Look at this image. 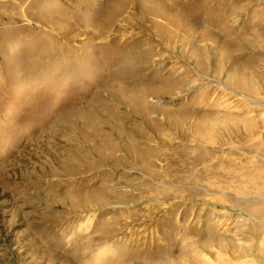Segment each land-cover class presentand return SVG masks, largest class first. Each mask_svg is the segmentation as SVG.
Segmentation results:
<instances>
[{
  "label": "rangeland",
  "instance_id": "374dc122",
  "mask_svg": "<svg viewBox=\"0 0 264 264\" xmlns=\"http://www.w3.org/2000/svg\"><path fill=\"white\" fill-rule=\"evenodd\" d=\"M157 2L0 0V264L264 258V0Z\"/></svg>",
  "mask_w": 264,
  "mask_h": 264
},
{
  "label": "bare ground",
  "instance_id": "6f19581e",
  "mask_svg": "<svg viewBox=\"0 0 264 264\" xmlns=\"http://www.w3.org/2000/svg\"><path fill=\"white\" fill-rule=\"evenodd\" d=\"M139 1V0H138ZM160 0H150V8L148 9L149 13L151 14V18L153 16L155 17H160L161 21L158 22V24L160 26H168L171 25L170 21L173 19L175 20L173 17L172 19L169 17L168 14H170L169 12L171 11L170 8L166 7L165 5H162L160 2H157ZM147 2V1H146ZM163 2V1H162ZM171 3V2H170ZM175 5L173 6V4L171 3V6L175 7L178 5L177 1H175ZM149 4V5H150ZM124 5V4H123ZM189 9V8H188ZM129 16V15H128ZM149 18V17H148ZM171 19V20H170ZM170 20V21H169ZM174 24H176L177 27H181L183 29V34L181 35L182 38H180L182 40L183 43L187 44V42H192L193 44H196L197 47L203 49V51L200 52V50L198 51V48H195L193 51V55H195L196 57V64L197 66L203 70L205 68V64H204V55H205V51L207 50V48H209L210 44L207 43V39H212L214 40V36L210 35L207 31L203 30L199 35H196L195 32L193 33L192 30L194 31V29H192V27L190 25H188L187 23L183 24L181 21H173ZM157 23V22H156ZM173 24V23H172ZM172 26V25H171ZM174 26V25H173ZM172 26V27H173ZM166 28V27H165ZM178 30V29H177ZM180 30V29H179ZM176 32V31H175ZM174 34V33H173ZM176 34V33H175ZM174 38V35H173ZM156 40V39H155ZM197 42V43H195ZM130 43V42H129ZM144 43V42H143ZM148 43V42H147ZM145 49V47H144ZM148 51V50H146ZM140 52V51H139ZM149 54L153 55L155 53V51L149 49ZM131 53V52H130ZM149 54H145L143 55V58L141 60L142 64L146 65L144 67H148L149 64H146L147 60L149 59L150 55ZM132 57V56H131ZM137 58V57H136ZM135 58V60H136ZM141 58V57H140ZM155 58V57H154ZM132 60V59H131ZM138 60V59H137ZM131 62V61H130ZM138 62V61H137ZM148 63V62H147ZM119 66V65H118ZM140 66V65H139ZM121 67V66H120ZM136 67V66H135ZM222 67H218L219 71ZM136 69V68H135ZM139 69V68H138ZM123 76V75H122ZM121 76V77H122ZM128 76V75H127ZM126 76V77H127ZM120 77V76H119ZM121 79V78H120ZM143 82V81H142ZM130 90V89H129ZM128 90V91H129ZM99 91V90H98ZM115 91V90H113ZM130 92V91H129ZM101 93V92H100ZM134 93V92H133ZM129 94V100L131 103V110L133 115H139L141 109L144 110L147 106L145 105V94L146 92L143 90H137L136 93L137 94ZM105 94H103L104 96ZM127 96V95H126ZM147 96V95H146ZM117 98V97H116ZM127 98V97H126ZM117 104L121 105L123 104L122 101H118ZM135 105V106H133ZM130 113V112H129ZM143 113V112H142ZM132 115V114H131ZM141 115V114H140ZM147 120V119H146ZM199 126V125H198ZM200 127V126H199ZM179 130V128H177ZM200 129V128H199ZM132 147V146H131ZM126 148V147H125ZM127 151V149H125ZM105 151V150H104ZM115 151V146L114 145H110L109 149H108V153L113 154ZM125 152V151H124ZM128 154H130L131 158H136L135 156H137L139 154V152L137 150H135L133 148V150H131L130 148H128ZM107 154V153H106ZM82 155V154H81ZM114 157V156H113ZM102 160L103 156H101ZM111 158V157H110ZM28 184V183H27ZM217 211V210H216ZM217 213L219 214V211H217ZM221 213V210H220ZM224 213V212H223ZM221 216H219L218 218H220ZM221 222V221H220ZM202 247L204 248H208L210 247L211 250V255L213 258V262H211V264H241L240 262H232V260L229 258V256L226 254V251H228L229 249V245L228 242L225 243L224 241H219V240H212L211 242H203L202 243ZM47 252V251H46ZM96 262V261H95ZM260 264H264V258L261 259Z\"/></svg>",
  "mask_w": 264,
  "mask_h": 264
}]
</instances>
